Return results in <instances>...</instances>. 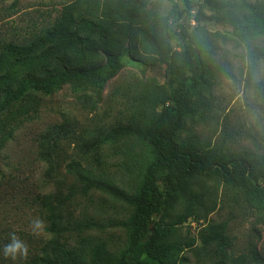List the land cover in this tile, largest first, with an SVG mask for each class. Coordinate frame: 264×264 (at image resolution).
Returning <instances> with one entry per match:
<instances>
[{
  "label": "rangeland",
  "instance_id": "obj_1",
  "mask_svg": "<svg viewBox=\"0 0 264 264\" xmlns=\"http://www.w3.org/2000/svg\"><path fill=\"white\" fill-rule=\"evenodd\" d=\"M14 1V8H9ZM76 1L75 21L82 17L98 21L116 0H1L0 44L26 43L52 28L62 19L63 7ZM246 6H257L259 16L264 17V0H146L141 12L158 40L165 38L164 23L173 18L176 33L170 41L171 51L185 49L182 33L199 45L206 63L219 69L214 80L200 89L206 108L195 120L186 118L178 140L192 142L207 162L215 156L222 163L245 160L258 172L262 189L264 58L259 56L248 83L246 73L249 51L257 48L261 50L258 54L264 53V34L239 25L248 13ZM122 40L124 66L104 84L94 109L65 85L30 95L0 115V247L15 232L29 249L26 259L16 261L0 253V264H28L36 245H43V253L50 250L53 264H67V258L74 264H117L128 246L126 223L132 207L96 190L83 195L64 166L79 161L95 176L136 192L150 161L147 137L139 132L145 129L154 106L153 89L157 88L155 101L160 110L163 100L172 103L178 86L192 73L189 68L169 73L164 65H144L140 44L130 37ZM54 139L57 147L52 145ZM157 185L163 190L160 179ZM206 185L213 189L214 210L203 217L195 213L171 228L175 238L194 241L181 252L178 264H231V257L246 253L250 246L264 256L261 196L237 191L224 195L222 186L216 191V183L207 181ZM44 203L52 205L51 216L60 232L36 237L29 229L31 219L39 217L45 226L50 225ZM182 206L183 201L163 211L156 221L169 225L170 216L181 212ZM213 226L223 232L225 247L205 239V232L210 236ZM62 249L71 255H63Z\"/></svg>",
  "mask_w": 264,
  "mask_h": 264
},
{
  "label": "trees",
  "instance_id": "obj_2",
  "mask_svg": "<svg viewBox=\"0 0 264 264\" xmlns=\"http://www.w3.org/2000/svg\"><path fill=\"white\" fill-rule=\"evenodd\" d=\"M145 4L146 0H116L105 8L98 21L84 17L75 21L77 1L72 2L63 7L62 19L40 35L21 45L2 42L0 115L30 95L50 93L65 85L71 86L80 94L79 99L94 109L100 101L104 84L124 66L121 53L124 50L122 39L125 37L140 44L143 53L140 61L144 65H164L169 73L189 68L191 77L180 83L172 103L162 101L160 110L155 101L157 88L153 89L151 103L154 106L145 129L139 132V135L147 137L150 161L136 192L130 193L107 179L95 176L79 161L71 160L64 166L65 174L78 181L83 195L96 190L132 207L131 218L126 223L129 229L128 246L117 264H178L181 252L191 247L194 241L183 242L175 238L171 228L182 224L195 213L203 217L214 210L213 189L207 187V181L216 183V191L222 186L224 195L237 191L246 196H261L263 201L264 188L261 189L257 182L258 172L245 160L222 163L215 156L211 162H207L192 142L178 140L186 118L195 120L198 113L206 108L200 89L206 88L211 79L214 80L219 69L206 63L201 57L199 45L192 43L182 33L179 36L186 44L185 49L181 52L171 51L170 41L176 33L173 18H168L164 23L165 38L155 39L149 29L148 17L141 12ZM14 5L15 1L9 8H14ZM246 8L248 13L241 17L239 25L241 23L246 31L263 35L264 17L259 16L258 7ZM176 11L181 13L180 10ZM258 51L261 50L254 48L249 51L247 83L254 76L259 56L264 58V53L260 55ZM52 145L57 147L56 139ZM158 179L163 183V190L157 185ZM70 198L71 194H68L66 199ZM181 201L182 211L170 216L169 225L156 221V216L174 208ZM44 204V214L50 220L44 233H59L60 229L51 216L52 205ZM210 229L211 234L207 236L205 232V239L217 241L225 247V237L219 227ZM61 251L67 257L71 255L70 250ZM32 254L28 264H53L50 250L45 249L43 253V245H36ZM66 260L67 264L75 263L71 258ZM230 262L264 264V256L256 247L250 246L246 253L231 257Z\"/></svg>",
  "mask_w": 264,
  "mask_h": 264
},
{
  "label": "clouds",
  "instance_id": "obj_3",
  "mask_svg": "<svg viewBox=\"0 0 264 264\" xmlns=\"http://www.w3.org/2000/svg\"><path fill=\"white\" fill-rule=\"evenodd\" d=\"M45 223L39 217L31 219L29 223V229L31 234L36 237H40L45 231ZM28 245L25 241L21 240L19 236L12 232L9 234L8 243L0 247V253H2L5 259H11L16 261L17 259H26L28 257Z\"/></svg>",
  "mask_w": 264,
  "mask_h": 264
}]
</instances>
